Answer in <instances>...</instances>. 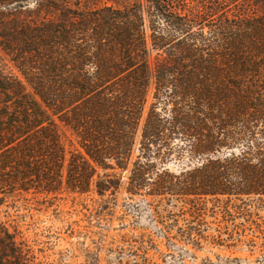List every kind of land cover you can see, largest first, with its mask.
<instances>
[{"label":"trees","instance_id":"16d2710c","mask_svg":"<svg viewBox=\"0 0 264 264\" xmlns=\"http://www.w3.org/2000/svg\"><path fill=\"white\" fill-rule=\"evenodd\" d=\"M0 49V209L126 193L167 239L264 242V0H0Z\"/></svg>","mask_w":264,"mask_h":264},{"label":"rangeland","instance_id":"374dc122","mask_svg":"<svg viewBox=\"0 0 264 264\" xmlns=\"http://www.w3.org/2000/svg\"><path fill=\"white\" fill-rule=\"evenodd\" d=\"M0 66L7 73L16 72L1 49ZM28 197L3 206L0 219L9 215L8 220L17 221L14 225L33 264H264V242L259 239L234 249L205 243L196 249L190 241H180L178 227L186 226L182 219L167 239V214L155 218L153 208L126 193L108 200L104 210L93 196L63 194L47 201Z\"/></svg>","mask_w":264,"mask_h":264}]
</instances>
